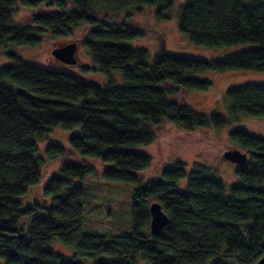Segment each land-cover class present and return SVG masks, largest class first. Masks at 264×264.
Masks as SVG:
<instances>
[{
	"label": "trees",
	"instance_id": "trees-1",
	"mask_svg": "<svg viewBox=\"0 0 264 264\" xmlns=\"http://www.w3.org/2000/svg\"><path fill=\"white\" fill-rule=\"evenodd\" d=\"M174 0H0V48L36 47L41 35L66 37L77 25L90 27L82 42L94 70L107 83H89L79 76L47 69L10 55L0 66V264H78L50 248L56 237L79 256H106L95 264H137L139 254L149 264H255L264 254V139L243 128L229 137L247 154L238 166L241 183L229 187L196 164L186 172L184 162L163 169L161 179L145 181L141 174L151 157L136 149L154 142L153 127L163 122L186 131L227 124L213 113H193L168 95L182 89H206L191 74L207 71L264 72V0H188L181 7L179 30L195 45L223 48L254 44L255 48L217 61H202L159 53L153 61L143 48L128 41L142 29L120 12L142 6L162 10ZM18 5L29 8L25 23H15ZM118 74L119 81L113 77ZM163 85V86H161ZM229 114L264 119V83L230 88ZM213 119L214 122H210ZM54 126L71 131L72 148L106 165L111 181L133 183L130 234L106 236L83 231L85 188L82 180L94 173L87 164L63 163L45 185L50 204H26L41 178V160L34 154L37 140ZM50 159L63 155L61 145H49ZM186 178V189L177 185ZM159 202L169 222L162 233H150L149 206ZM23 220L26 226H23ZM28 228L23 232V229ZM23 227V228H22ZM80 264V263H79Z\"/></svg>",
	"mask_w": 264,
	"mask_h": 264
},
{
	"label": "rangeland",
	"instance_id": "rangeland-1",
	"mask_svg": "<svg viewBox=\"0 0 264 264\" xmlns=\"http://www.w3.org/2000/svg\"><path fill=\"white\" fill-rule=\"evenodd\" d=\"M188 0H174L167 9L162 10V16L158 15L159 6H142L139 11L130 10L120 12L119 18L123 19L126 13H131L130 23L142 29L143 36L128 41L127 45L132 48H143L149 52L150 59H153L164 52L169 55L181 56L202 61H217L227 56L242 51L255 48L254 44H239L223 48H205L190 42L178 26L181 7ZM14 13L15 23H25L31 14L29 8L18 5ZM70 36L49 38L48 35H41V42L36 47L17 46L7 44L0 48V66L12 64L14 59L10 55H17L24 61L49 68L59 69L73 73L89 83H107V77L94 70L87 50L82 42L89 38L90 27L88 25H77L72 28ZM76 42L78 44L77 63L75 65H65L55 61L51 54L55 47ZM118 74L113 77L119 81ZM188 77L196 82H207L206 89H182L180 86L174 93L168 95L170 101L183 103L195 114L203 115L207 118L216 113L224 116L228 123L223 126L197 127L192 131H186L171 123L163 122L159 126L153 127L155 140L148 146L136 149L151 157V166L141 174L145 181L149 179H161L163 169L174 167L176 162H184L187 173L191 172L196 164L205 166L210 173L217 176L224 183L226 194L231 186L240 184L236 169L239 165L225 160L223 154L232 150H242L240 146L229 137L231 131L239 128L246 129L251 134L264 139V119L241 118L235 121L229 114L226 93L230 88L240 87L249 84L264 83V72H236V71H207L191 74ZM106 82V83H105ZM163 86V85H161ZM210 122H214L210 119ZM80 129L71 131L63 129L61 126H54L47 135L37 140V151L34 154L41 160V178L39 182L32 186V195L27 203L31 205L35 202L50 204V198L44 197L43 190L48 180L57 174L64 165L63 163L87 164L94 168V173L82 180L84 185V211H83V231L94 235L106 236L108 239L115 235H127L132 231L131 209L133 192L136 185L122 181H111L105 177L106 165L97 159L84 157L77 153L69 143V138L79 133ZM61 145L65 151L50 159L47 155L49 145ZM243 152V150H242ZM264 188V182L261 184ZM181 192L186 189V178L177 185ZM23 226L26 221L23 220ZM23 228V227H22ZM23 229V232L26 231ZM50 248L66 260H76L78 264H95L97 260L105 259L102 255L95 258L79 256L75 249L63 244L56 237L50 243ZM210 260L207 264H211ZM137 264H149L139 254Z\"/></svg>",
	"mask_w": 264,
	"mask_h": 264
},
{
	"label": "water",
	"instance_id": "water-1",
	"mask_svg": "<svg viewBox=\"0 0 264 264\" xmlns=\"http://www.w3.org/2000/svg\"><path fill=\"white\" fill-rule=\"evenodd\" d=\"M78 44L76 42L61 45L52 49L51 54L55 61L65 65H75L77 63ZM225 160L235 163L239 166L244 165L247 161V154H241L239 150L232 149L226 151L223 155ZM150 222L149 230L154 236L162 233L163 229L169 222L168 215L164 212L161 203L152 202L149 206ZM255 264H264V254Z\"/></svg>",
	"mask_w": 264,
	"mask_h": 264
},
{
	"label": "bare ground",
	"instance_id": "bare-ground-1",
	"mask_svg": "<svg viewBox=\"0 0 264 264\" xmlns=\"http://www.w3.org/2000/svg\"><path fill=\"white\" fill-rule=\"evenodd\" d=\"M234 149V148H233ZM240 153L243 155V154H246L245 152H242V150H240ZM247 161H248V159H247ZM247 161H246V163H247ZM245 163V164H246Z\"/></svg>",
	"mask_w": 264,
	"mask_h": 264
}]
</instances>
